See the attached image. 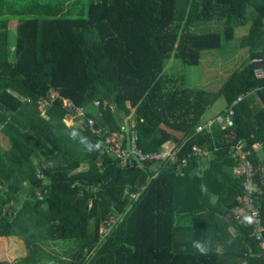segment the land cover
Here are the masks:
<instances>
[{"label":"trees","instance_id":"1","mask_svg":"<svg viewBox=\"0 0 264 264\" xmlns=\"http://www.w3.org/2000/svg\"><path fill=\"white\" fill-rule=\"evenodd\" d=\"M249 4L245 64L217 92L164 73L171 58L195 66L203 51L231 41L248 23ZM209 22L222 32H207ZM255 67L264 71V0H0V195L12 194L0 196V238L19 237L27 250L0 264H264L252 229L232 220L241 180L231 152L242 144L264 225V79L253 77ZM51 89L61 98L44 117L37 101ZM247 93L226 129L195 135L215 102L228 107ZM62 99L112 130L131 115L146 152L188 138L180 155L196 144L209 157L192 158L180 174L158 162L121 165L103 146L86 152L66 134ZM95 101L109 104L103 118ZM73 125L102 142L86 122ZM254 144L261 149L252 151ZM111 216L116 224L102 237ZM193 240L207 242V255L192 249ZM48 241L73 245L60 258L44 248Z\"/></svg>","mask_w":264,"mask_h":264},{"label":"built area","instance_id":"2","mask_svg":"<svg viewBox=\"0 0 264 264\" xmlns=\"http://www.w3.org/2000/svg\"><path fill=\"white\" fill-rule=\"evenodd\" d=\"M261 61L260 58H257L253 59L251 62L259 64ZM253 74L255 79H264V71L261 67H255ZM248 95L249 93L245 96L237 97L222 113H219L214 118L201 122L194 131L195 135L203 133L210 134L215 125L219 126L222 130L226 129L230 125V119L234 116L235 109ZM59 97V91L51 89L47 97L40 98L37 101V109L42 116L46 117L48 106L59 99ZM92 104V107L98 112V117L103 118L104 112L109 108V104L101 101H95ZM62 107L66 111L64 123L65 121H69L74 124L76 120L78 123L86 122L89 131L102 138L103 150L107 152V154L114 156L121 165L132 163L133 160L139 163L158 162L162 165L173 167L174 171L181 174L186 170L192 158L198 159L209 156V152L205 148L196 144H192L188 147L190 152L186 155H180V149L185 146L188 138L179 145L166 142L162 144L160 150L157 152H146L139 146L135 121L131 118V115L125 116L120 126L112 130L108 127H104L102 124H98L95 118H85L87 107L75 105L69 99H62ZM65 125L67 124L65 123ZM252 138L253 136H251V139ZM250 149L257 152L261 149V145L254 144ZM231 153L232 158L236 161L232 173L236 178H240L241 180V193L237 195L236 202L238 206L233 210L232 220L238 226L250 227L252 229L254 241L256 242L260 255L264 258V225L260 217L259 207L255 204L254 195L257 189L254 181L255 169L252 162L248 159L250 151L244 150V145L239 144L234 147ZM43 177V174L40 173L39 178ZM45 194L46 192L43 190L37 191V200L43 201ZM245 216H252L254 222L251 224L244 222ZM115 224V217L111 216L107 218L100 231L102 237L107 235ZM243 264L246 263L244 262Z\"/></svg>","mask_w":264,"mask_h":264},{"label":"rangeland","instance_id":"3","mask_svg":"<svg viewBox=\"0 0 264 264\" xmlns=\"http://www.w3.org/2000/svg\"><path fill=\"white\" fill-rule=\"evenodd\" d=\"M253 16L254 9L252 8V5L249 4L246 11L247 25H249ZM203 27L207 32H222L221 26L219 24H214L213 22H209L207 25L204 24ZM244 32V27H238L235 29L234 38L228 42L222 41L220 49L203 51L198 65H187L178 58L169 59L165 63L164 73L178 78L179 83L183 84V87L200 88L212 93L217 92L226 82L228 77L245 64L244 61L247 58V50L240 46V39ZM10 33H14V27L10 29ZM225 108V101L219 99L209 108L207 116L210 118L212 115L222 113ZM0 143L4 144L1 139ZM259 156L263 157L260 153ZM1 241L2 240H0V258H9L8 253L10 252L7 253L8 246H4L7 242ZM68 244L73 245L72 243ZM44 248L47 249L46 246H44ZM21 250L23 251V247ZM52 250L58 254L60 253V248L58 246L54 249H48L50 252ZM18 251L19 250L15 253L17 254ZM17 256H20V252Z\"/></svg>","mask_w":264,"mask_h":264},{"label":"crops","instance_id":"4","mask_svg":"<svg viewBox=\"0 0 264 264\" xmlns=\"http://www.w3.org/2000/svg\"><path fill=\"white\" fill-rule=\"evenodd\" d=\"M240 27H244V29H245V32L242 35V37H243V36L246 35V33L248 31L249 25H247V23H246L244 26H240ZM250 95H252L251 98H250V102L252 103L253 108H256L257 110H260L262 108V106L259 103V101L256 98V96H254L253 91H252V93H250ZM208 110L205 113V115L203 116L201 122H204V121H206L208 119L214 118L216 115L219 114V113H217L215 115H212L213 117L211 116L209 118L207 116ZM1 145L2 144L0 143V146ZM202 167H203V165H199V169H202ZM263 173H264V169H263ZM0 196L7 197L8 198V197L12 196V194H11V192L5 191L4 194H1ZM21 197L23 198V195H21ZM229 231H230L231 235L234 237L235 236V233H234L233 229L232 228H229ZM0 240H2L4 242H7V244H5L4 246H8L7 253L10 252V253H8L9 258L8 257H3V258H0V261H7L9 263H14V262L18 261L19 259H21V258H23V257H25L27 255L26 246H25V244H24V242H23V240L21 238H19V237H9V238H0ZM45 246L47 248L46 249L47 251H48V249H51V248L54 249L55 247L58 246L60 248V253L59 254L57 252L53 251V250L51 252L50 251H48V252L51 253V254H53V255H55V256H58L60 258L67 257L65 255V253L67 251L66 248L68 247V244L65 245V243L63 241H59V242L58 241H48ZM22 247H23V251L21 250ZM17 250H19V251L16 254L15 252ZM19 252H20V256H17ZM9 254H11V255H9Z\"/></svg>","mask_w":264,"mask_h":264},{"label":"clouds","instance_id":"5","mask_svg":"<svg viewBox=\"0 0 264 264\" xmlns=\"http://www.w3.org/2000/svg\"><path fill=\"white\" fill-rule=\"evenodd\" d=\"M65 123L68 126V131L66 133L68 138L72 141L78 142L86 152H89V153L97 152L102 149V146H103L102 142L92 141L89 137L84 136L82 132L80 131L79 125H73L69 121H65ZM208 157H205V158H208ZM198 159H203V158H198ZM244 222L248 224L253 223L254 222L253 217L245 216ZM228 243H231V241H229ZM192 249L195 250V252L199 253L200 255H207L208 253L207 242L200 241V240H193Z\"/></svg>","mask_w":264,"mask_h":264}]
</instances>
